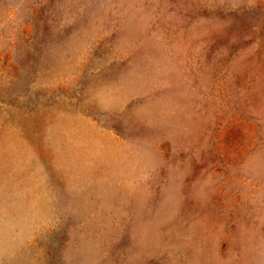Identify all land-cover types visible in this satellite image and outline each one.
Segmentation results:
<instances>
[{"label": "rangeland", "instance_id": "obj_1", "mask_svg": "<svg viewBox=\"0 0 264 264\" xmlns=\"http://www.w3.org/2000/svg\"><path fill=\"white\" fill-rule=\"evenodd\" d=\"M0 264H264V0H0Z\"/></svg>", "mask_w": 264, "mask_h": 264}]
</instances>
